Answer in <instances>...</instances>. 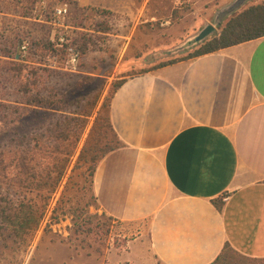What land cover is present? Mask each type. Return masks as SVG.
I'll return each mask as SVG.
<instances>
[{"label":"crops","instance_id":"1","mask_svg":"<svg viewBox=\"0 0 264 264\" xmlns=\"http://www.w3.org/2000/svg\"><path fill=\"white\" fill-rule=\"evenodd\" d=\"M57 1L47 0L40 16L29 19L21 9L32 2L0 0V31L45 24L53 40L46 20ZM151 2L64 3L80 19L98 10L119 19L117 29L103 21L109 31L99 34L108 49L118 43L122 51L123 40L152 19ZM66 15L61 26L79 29V17ZM159 56L150 64L129 58L113 66L124 82L109 117L123 147L98 163L92 192L101 213L137 231L120 248H106L101 264H211L225 244L264 260V37L130 76L168 57ZM219 199L220 210L213 204Z\"/></svg>","mask_w":264,"mask_h":264},{"label":"trees","instance_id":"2","mask_svg":"<svg viewBox=\"0 0 264 264\" xmlns=\"http://www.w3.org/2000/svg\"><path fill=\"white\" fill-rule=\"evenodd\" d=\"M13 1L18 5L22 4V1L32 2V5L36 3V0ZM21 10V16L31 18V9ZM50 13L53 15V7ZM52 20L49 18L46 22ZM86 21L87 19L83 18L74 23L79 29L73 30L67 37L55 33L53 40H50V29L45 24L41 28L27 27L24 30H20L16 24L10 29L0 31L2 64L15 63V52L19 43L28 44L22 62L13 64L15 67L10 70L14 90L24 99L13 101L16 106L12 112L13 116L5 121L0 120L1 126L5 127H1L0 138L8 137L10 140L9 145L0 147V178L6 181V189L10 195L7 208L0 211V224L17 226L21 231H36L53 194L63 183L60 198L52 210L51 220L56 222L59 215L72 213L75 216V232L89 233L91 230L88 227L90 221L85 215L87 207L97 206L92 192L95 169L107 154L123 147L111 125L109 108L111 98L124 79L112 84L109 95L99 107L98 93L74 98H69L64 93V87L60 85L55 73L61 65L68 62L69 49L74 50L80 58L92 54L99 50L97 46L102 44L99 33L109 31L105 23L86 25ZM61 36L64 38L63 42H59ZM261 37H264V1L250 5L227 19L209 38L197 47L185 51L184 56L163 60L133 75ZM104 39L105 37L103 44L106 41ZM140 57L139 52L135 53V59ZM53 59L54 68L43 67L47 61ZM33 64L37 68L30 67L34 66ZM43 71L47 73L50 84L40 87L44 79L39 72ZM82 80L79 85L88 86L93 77L86 75ZM5 103L6 101L0 98V114L8 108ZM90 118H93L92 125L82 147L79 148ZM213 204L220 210L222 199L213 200ZM101 217L103 229L111 226L108 223L120 224L104 213H101ZM231 252L242 259L256 261L239 255L225 244L211 264H232Z\"/></svg>","mask_w":264,"mask_h":264},{"label":"rangeland","instance_id":"3","mask_svg":"<svg viewBox=\"0 0 264 264\" xmlns=\"http://www.w3.org/2000/svg\"><path fill=\"white\" fill-rule=\"evenodd\" d=\"M230 1L231 0H152L149 4L148 11V16H150V19L152 17V19L147 23L138 25L133 34L128 39L123 40L127 44L122 51H119L120 48L118 49V46H120V44L118 43H113V46L108 49L107 46L109 43L107 44L105 38L103 44V36L101 35L99 40L102 44L97 46L99 50L88 56L82 58L78 57L76 66L73 69L69 66L68 62L61 65L62 67H59V71L55 74L60 80V85L64 87V93L69 98L86 95L88 93H98L100 95L99 107L100 103L109 95L112 84L118 81L116 74L113 73V66L119 59L127 60L129 58H134L137 52L141 55L140 59H138L139 61L127 60L128 63L137 62L136 64H140V62H142L143 65H145V63L150 64L153 59H160V52L176 47L185 40L196 35L205 25L211 24L214 13ZM262 1L264 0H253L247 3L242 10L250 5L259 4ZM59 2L64 3L66 0L57 1L56 3ZM56 3L52 2V7L55 6L54 4ZM35 6L36 4L34 3L29 8L31 9L32 19L37 18V15L40 16V10ZM72 10L73 8L70 7V11ZM67 15L70 19L75 17H79L80 19L82 17L81 13H78L75 9L72 13H69L68 10ZM50 16L51 19H53L51 21L52 28L56 33L65 35L66 37L72 34L74 29L70 30V28H63L61 26L64 22L62 19L56 18L51 13ZM87 16L89 20L84 23L86 25L95 23L103 24L105 21L111 23L110 25L112 27L114 26L116 29L121 25V21H118L119 19L115 20L112 16L104 14L103 10L89 12ZM227 19H225L220 26L224 25ZM220 26L216 27L215 31ZM111 41L109 42L112 43ZM197 46L198 45L193 48ZM16 53L15 55L18 60H15V63L20 64L23 59L22 56L25 54L18 55ZM176 56L182 57L184 53L162 58L171 59ZM15 63L7 65L5 63H0V98L4 99V101H6L5 104L8 105V108L2 110L0 114V120L2 121L13 116L12 112L16 109V106L13 105V101L24 99V97L22 98L20 94L16 93L14 90L15 86L12 85V83H14L12 82L13 79H10L12 75V71L10 72V70L14 69L15 66L13 64ZM54 65L55 60L53 59L47 61L46 65L43 67L54 68ZM30 67L37 68L36 65ZM149 68L144 69L147 70ZM88 72L92 73L89 74ZM39 74L44 79V83L41 84L40 87L46 86V84L49 86L50 83L48 82L47 73L43 71L39 72ZM86 75L93 77V80L88 86L83 85V87H81L79 82L82 83V79ZM92 121L93 118H90L81 138L79 148L82 147L87 137ZM2 126L5 128L4 125ZM2 126L0 123V131ZM9 142L10 140L8 137L0 138V147L9 145ZM74 160L71 162L70 168ZM68 173L69 170L67 174ZM62 186L63 183L53 194L46 214L36 231H21L17 226L0 224V264H101L106 248H120L124 238H128L136 233L137 228L122 229L120 224L117 223H108V225L111 226L103 229L101 226V222L103 221L101 212L98 210L97 206L92 205L87 207L85 215L90 221V226L86 224L91 229L89 233L84 231L75 232V225L73 224L75 216L72 213L59 215L56 222L51 220L52 210L60 198ZM6 187V181L0 178V211L7 208V203L10 199ZM85 201H88V197L85 198ZM64 207L67 209V205ZM94 215H96V217ZM230 254L232 257V264H264V261L242 259L236 256L234 252Z\"/></svg>","mask_w":264,"mask_h":264},{"label":"water","instance_id":"4","mask_svg":"<svg viewBox=\"0 0 264 264\" xmlns=\"http://www.w3.org/2000/svg\"><path fill=\"white\" fill-rule=\"evenodd\" d=\"M253 0H231L227 4L220 7L212 17V23L205 25L196 35L185 40L183 43L176 47L162 51L159 55L174 56L176 54L184 53L185 50L191 49L196 45L201 44L204 40L209 38L214 32L216 27L220 26L223 21L232 15L240 12L242 8Z\"/></svg>","mask_w":264,"mask_h":264},{"label":"built area","instance_id":"5","mask_svg":"<svg viewBox=\"0 0 264 264\" xmlns=\"http://www.w3.org/2000/svg\"><path fill=\"white\" fill-rule=\"evenodd\" d=\"M178 1H187V0H178ZM47 0H36V7L39 10L46 9ZM68 13V5L66 3H61L58 5H55L53 8V15L58 19H64L65 15ZM61 35V34H60ZM63 37L61 36L59 38V42H63ZM28 44L26 42L19 43L17 50L19 53H24ZM78 60V54L74 51L69 49V66L75 68L76 63Z\"/></svg>","mask_w":264,"mask_h":264}]
</instances>
